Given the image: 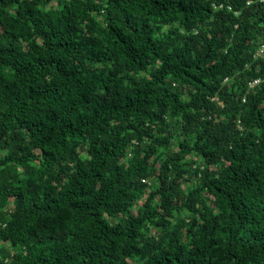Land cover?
Wrapping results in <instances>:
<instances>
[{
  "label": "trees",
  "instance_id": "obj_1",
  "mask_svg": "<svg viewBox=\"0 0 264 264\" xmlns=\"http://www.w3.org/2000/svg\"><path fill=\"white\" fill-rule=\"evenodd\" d=\"M263 42L264 0H0V264H264Z\"/></svg>",
  "mask_w": 264,
  "mask_h": 264
},
{
  "label": "built area",
  "instance_id": "obj_2",
  "mask_svg": "<svg viewBox=\"0 0 264 264\" xmlns=\"http://www.w3.org/2000/svg\"><path fill=\"white\" fill-rule=\"evenodd\" d=\"M264 53V45L256 52V55L255 56H258L260 54ZM260 81V79H256L255 81L253 82H250V85H255V84H258ZM145 180V179H144Z\"/></svg>",
  "mask_w": 264,
  "mask_h": 264
},
{
  "label": "bare ground",
  "instance_id": "obj_3",
  "mask_svg": "<svg viewBox=\"0 0 264 264\" xmlns=\"http://www.w3.org/2000/svg\"><path fill=\"white\" fill-rule=\"evenodd\" d=\"M263 45H264V42H263L262 44L259 45V47L257 48L256 52H257V51H258ZM256 52H255V55H256ZM255 55H254L255 58H259V55H258V56H255ZM258 79H259V78H258ZM254 81H255V80H254ZM260 81H261V79H260ZM260 81H259V82H260Z\"/></svg>",
  "mask_w": 264,
  "mask_h": 264
}]
</instances>
